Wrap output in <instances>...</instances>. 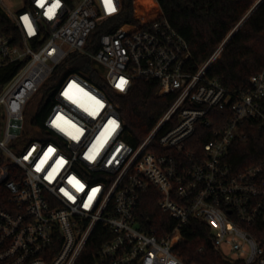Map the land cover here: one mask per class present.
<instances>
[{
	"label": "built area",
	"instance_id": "obj_1",
	"mask_svg": "<svg viewBox=\"0 0 264 264\" xmlns=\"http://www.w3.org/2000/svg\"><path fill=\"white\" fill-rule=\"evenodd\" d=\"M112 7L0 0V151L8 161L0 166L8 192L0 264H77L94 238L97 264H192L175 253L190 221L209 226L225 259L264 264V159L235 158L253 138L264 147V70L233 93L208 77L233 32L195 70L168 19L145 30L116 28L122 0ZM72 54L92 61L117 95L142 79L156 82L157 97L173 98L138 145L127 141L112 99L80 73L49 91L41 126L28 121V103ZM30 129L35 139L20 145ZM12 168L19 174L10 180ZM150 192L174 222L162 238L137 217Z\"/></svg>",
	"mask_w": 264,
	"mask_h": 264
},
{
	"label": "trees",
	"instance_id": "obj_2",
	"mask_svg": "<svg viewBox=\"0 0 264 264\" xmlns=\"http://www.w3.org/2000/svg\"><path fill=\"white\" fill-rule=\"evenodd\" d=\"M122 2V11L114 19L116 28L145 30L162 18L168 19L187 41L193 55L190 66L195 70L214 54L241 21L250 14L212 63L208 77L217 80L229 91L238 93L249 86L253 75L264 70V2L253 12L251 11L258 0H122ZM103 32L99 31L97 37ZM66 64L72 65L68 74L80 73L112 99L124 121L127 141L132 145L136 146L146 138L173 101L170 96L157 97L156 82L142 79L136 80L129 94L117 95L101 79L92 61L78 54H72L70 59L57 69L56 76L60 75ZM48 107L47 103L34 117L32 125L41 126ZM235 158L264 159V147L260 144V139L253 138L250 144L241 147ZM7 163V159L0 151V166ZM18 174L19 171L12 168L9 179H15ZM7 196L8 192L0 185V207L8 208ZM158 199L159 197L151 192L145 194L137 217L142 230L162 238L170 233L174 222L159 210ZM182 237L175 253L188 263L243 264L231 262L209 247L211 234L206 223L190 221L182 228ZM99 244L94 238L77 264H97L96 253Z\"/></svg>",
	"mask_w": 264,
	"mask_h": 264
},
{
	"label": "rangeland",
	"instance_id": "obj_3",
	"mask_svg": "<svg viewBox=\"0 0 264 264\" xmlns=\"http://www.w3.org/2000/svg\"><path fill=\"white\" fill-rule=\"evenodd\" d=\"M71 67H72L71 64H66L64 66V69L60 72V75L57 74L58 76L56 77V79L50 80L49 85L45 86L37 95H35L30 100V102L28 103L27 111H26V115L28 119H33L44 109V107L47 104L46 99H47V95L49 91H52L58 87L61 80L65 78L68 75V73L71 71ZM34 139H35V135L30 129V132L28 133L26 137L22 139L20 145L25 146L29 141L34 140Z\"/></svg>",
	"mask_w": 264,
	"mask_h": 264
},
{
	"label": "snow or ice",
	"instance_id": "obj_4",
	"mask_svg": "<svg viewBox=\"0 0 264 264\" xmlns=\"http://www.w3.org/2000/svg\"><path fill=\"white\" fill-rule=\"evenodd\" d=\"M105 4H106V7H108L109 9H111V10H115L113 7H112V0H105ZM42 6V5H41ZM49 11H52V9H50ZM26 22H27V20H28V18L27 17H24L23 18ZM29 27H30V25H29ZM123 83H126V82H122L121 84H117V87L118 88H123Z\"/></svg>",
	"mask_w": 264,
	"mask_h": 264
},
{
	"label": "water",
	"instance_id": "obj_5",
	"mask_svg": "<svg viewBox=\"0 0 264 264\" xmlns=\"http://www.w3.org/2000/svg\"><path fill=\"white\" fill-rule=\"evenodd\" d=\"M257 7H258V5H256L255 8H257ZM255 8L253 9V11L255 10ZM253 11H252V12H253ZM247 18H248V17L245 18V20L242 22V24L247 20ZM239 27H240V26H239ZM239 27H238V28H239ZM238 28H237L236 30L233 31V33H232L231 36H233V34L238 30ZM209 247H210L211 249H213V243H212L211 241L209 242Z\"/></svg>",
	"mask_w": 264,
	"mask_h": 264
}]
</instances>
